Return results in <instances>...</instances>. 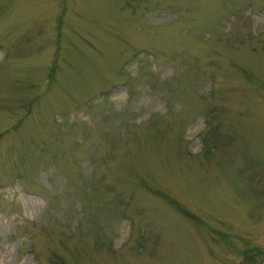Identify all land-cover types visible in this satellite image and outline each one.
<instances>
[{
    "label": "rangeland",
    "instance_id": "rangeland-1",
    "mask_svg": "<svg viewBox=\"0 0 264 264\" xmlns=\"http://www.w3.org/2000/svg\"><path fill=\"white\" fill-rule=\"evenodd\" d=\"M0 264H264V0H0Z\"/></svg>",
    "mask_w": 264,
    "mask_h": 264
}]
</instances>
